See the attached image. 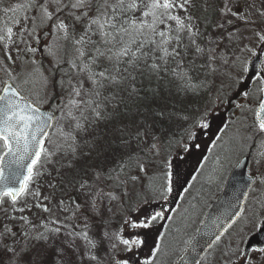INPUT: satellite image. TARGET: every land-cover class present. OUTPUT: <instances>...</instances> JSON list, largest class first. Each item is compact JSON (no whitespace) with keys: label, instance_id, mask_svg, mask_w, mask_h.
<instances>
[{"label":"snow or ice","instance_id":"snow-or-ice-1","mask_svg":"<svg viewBox=\"0 0 264 264\" xmlns=\"http://www.w3.org/2000/svg\"><path fill=\"white\" fill-rule=\"evenodd\" d=\"M258 21L264 22V0H0V73L6 77L0 79V264H103V240L89 235L88 213L103 216L105 201L131 200L137 185L150 194L137 195L132 209L144 218L129 216L125 224L150 229L171 220L163 205L182 182L181 148L189 151L183 137L170 134L176 119H188L177 105L210 90L221 67L229 81L235 73L229 87L243 84L247 61L230 54L225 40H242L241 26L249 27L256 48L245 44L240 51L264 54ZM260 65L258 102L237 105L247 107L252 122L235 138L237 151L258 170L264 167V59ZM239 94L248 98L252 91ZM208 115L185 129L188 138L209 127ZM242 166L238 160L234 167ZM219 179L227 183L226 176ZM254 192L261 195L249 218ZM34 210L39 224L22 215ZM239 219L264 229V174L250 167L246 178L234 180L224 212L206 214L180 241L181 264H205L217 250L215 264H257V255L241 246L243 229L232 238ZM17 220L25 240L19 246L7 242L17 235L9 226ZM115 238L130 253L145 244L139 234ZM163 239L161 233L143 259L113 257L112 264H155ZM252 252L264 264V247Z\"/></svg>","mask_w":264,"mask_h":264},{"label":"rangeland","instance_id":"rangeland-1","mask_svg":"<svg viewBox=\"0 0 264 264\" xmlns=\"http://www.w3.org/2000/svg\"><path fill=\"white\" fill-rule=\"evenodd\" d=\"M211 12V10H209ZM261 26L264 22L258 21ZM243 39L238 40L232 45L225 44L231 49L230 54L240 57L241 61H248L252 56L247 51L241 52L240 49L247 44L249 47L256 48V38L252 35V29L241 26ZM211 34V33H209ZM42 39V43H44ZM258 50V49H257ZM41 53H37L39 57ZM45 65L48 66L49 61L45 59ZM227 68L221 67L218 78L215 79L214 85L210 90L196 99L185 100L177 105L179 116H187L188 119H176L170 126V134H175V139L180 140L183 137V143L189 146L188 152L181 154L184 160L181 165L182 182L176 185L173 193L169 197L167 203L163 206L166 210V215L171 216V220H162L155 223L150 229H133L125 224V220L131 216L133 220L144 217L136 211H132L137 207L139 201L136 199L137 195H150L141 192V187L137 185L132 190V199L125 198L121 203L119 200L113 201L109 204L105 201L103 206V216H95L89 212V219L87 223L90 225V236H93L97 243L103 240L101 248V255L104 257L103 264H112L113 257L115 259L129 258L135 255L136 259H143L150 254V251L155 247L156 242L160 238V234H164V239L161 242V251L157 255L155 264H173L175 259L180 254L183 244L182 240H187L189 236L198 228L200 221L207 210V208L215 201L219 195L224 184L221 183L219 177L228 175L229 171L234 167L237 161L243 156L236 149L235 138L238 135V130L242 133L244 130L242 125L252 122L253 117L247 111V107L241 108L237 105H252L258 102L256 100V83L255 81L250 88L252 95L245 98L243 95L236 102L228 104L227 101L231 95L237 90L238 86L229 87L234 83L235 73H233V81L227 80ZM245 76V73H242ZM6 78L0 73V79ZM221 80L224 81L223 91H219L221 87ZM219 97V98H218ZM46 108V106H45ZM205 112L209 115L207 117L209 127L204 129H194L196 132L195 138L190 139L185 134V129L191 128L193 121L197 120ZM247 117V119H245ZM175 148V145H174ZM249 167L253 174H264V167L257 169L256 165L250 161ZM249 172V168H248ZM195 177V180L192 177ZM187 183H184V182ZM191 185L189 191L185 193L184 187ZM260 192L251 193L246 207L249 209L248 216H251V209L256 198L260 197ZM143 206V205H141ZM153 207H156L153 202ZM111 207L112 211L108 212L106 209ZM157 210H159L157 208ZM9 215H21V213H12L9 209ZM22 215L29 216L34 223L39 224V210L33 212L25 211ZM4 220V214L0 211V221ZM85 221L83 218L79 221L82 225ZM245 219H239L233 226L232 238L235 240L243 229L244 242L248 235L253 233L257 227L248 223ZM9 226L17 232L16 237L10 238L7 242L11 245L13 243L19 246L25 243L21 234V222H10ZM179 229V231H177ZM79 231V229H77ZM107 232L111 240L105 238L103 234ZM119 233L125 239H135L137 234L139 238L145 240V244L141 249L134 250L133 253L124 251V246L119 244L115 238V234ZM225 241L227 236L223 238ZM115 243L117 247L113 249L111 246ZM222 246V245H221ZM243 246V244L241 245ZM104 249L108 251L105 252ZM257 264L259 256L257 253ZM219 259V251H210L208 253L205 264H215V260Z\"/></svg>","mask_w":264,"mask_h":264},{"label":"water","instance_id":"water-1","mask_svg":"<svg viewBox=\"0 0 264 264\" xmlns=\"http://www.w3.org/2000/svg\"><path fill=\"white\" fill-rule=\"evenodd\" d=\"M257 57H260L261 59V54H258ZM257 57H254V59L249 64L248 78H253L259 72L260 59H258ZM240 163L242 165H247V166H242L240 168L235 167L230 172L227 178V183H225L224 187L222 188V191L218 199L215 201V203L207 211L206 214H209V213L221 214L224 212V209L226 207V201L229 200V198L232 195L234 180L246 178L247 176V167L249 163L248 157H244L240 161ZM232 211H235V208H233ZM204 219H206V215ZM225 219H227V217H225ZM263 246H264V229H258V231L248 239L245 249L249 251L253 247L260 248ZM201 255H203V253H201ZM175 264H181L179 258L177 259Z\"/></svg>","mask_w":264,"mask_h":264}]
</instances>
